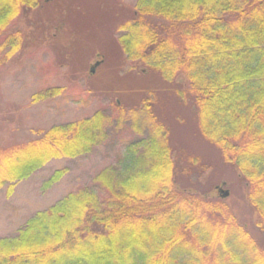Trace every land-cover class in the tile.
Segmentation results:
<instances>
[{
  "label": "trees",
  "instance_id": "obj_1",
  "mask_svg": "<svg viewBox=\"0 0 264 264\" xmlns=\"http://www.w3.org/2000/svg\"><path fill=\"white\" fill-rule=\"evenodd\" d=\"M37 6L0 0V31ZM133 17L118 39L127 60L165 82L186 79L178 96L242 178L264 236V0H137ZM152 106L146 98L131 112L136 128L141 121L152 128L149 137L128 144L117 167L95 177L104 198L79 189L36 212L14 236L0 238V264H264V249L224 199L177 187L168 132ZM107 125L95 112L0 150V190L11 194L51 160L90 154L107 139Z\"/></svg>",
  "mask_w": 264,
  "mask_h": 264
},
{
  "label": "rangeland",
  "instance_id": "obj_2",
  "mask_svg": "<svg viewBox=\"0 0 264 264\" xmlns=\"http://www.w3.org/2000/svg\"><path fill=\"white\" fill-rule=\"evenodd\" d=\"M136 2L38 0L36 8L22 9L11 26L0 31V150L20 147L53 126L95 112L108 119L107 139L90 154L51 160L17 183L11 194L7 187L0 190V238L14 236L36 212L79 189L103 199L95 177L117 167L128 144L149 137L152 128L142 121L136 128L131 112L150 98L156 122L168 132L177 187L224 199L263 250L264 236L254 227L257 214L245 198L242 178L202 137L190 101L178 96L188 88L186 79L177 76L165 82L148 67L127 60L118 39L134 18ZM18 31L21 38L16 37ZM10 39L16 40L11 53ZM59 169L66 171L62 178L45 186Z\"/></svg>",
  "mask_w": 264,
  "mask_h": 264
},
{
  "label": "water",
  "instance_id": "obj_3",
  "mask_svg": "<svg viewBox=\"0 0 264 264\" xmlns=\"http://www.w3.org/2000/svg\"><path fill=\"white\" fill-rule=\"evenodd\" d=\"M221 195H222L223 197H227V196H228V192H223V193H221Z\"/></svg>",
  "mask_w": 264,
  "mask_h": 264
},
{
  "label": "flooded vegetation",
  "instance_id": "obj_4",
  "mask_svg": "<svg viewBox=\"0 0 264 264\" xmlns=\"http://www.w3.org/2000/svg\"><path fill=\"white\" fill-rule=\"evenodd\" d=\"M23 10H24V9H23ZM8 27H9V26H7V28H8ZM20 35H21V34H20L19 31H18V36H19V38H21ZM96 64H98V63H96ZM91 70L93 71V67L91 68Z\"/></svg>",
  "mask_w": 264,
  "mask_h": 264
}]
</instances>
